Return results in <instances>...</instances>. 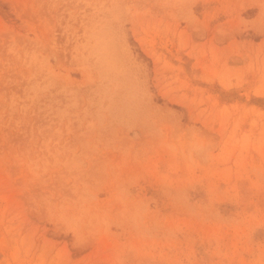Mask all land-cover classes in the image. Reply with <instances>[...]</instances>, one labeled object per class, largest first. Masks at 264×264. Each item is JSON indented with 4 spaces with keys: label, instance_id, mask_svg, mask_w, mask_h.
<instances>
[{
    "label": "rangeland",
    "instance_id": "obj_1",
    "mask_svg": "<svg viewBox=\"0 0 264 264\" xmlns=\"http://www.w3.org/2000/svg\"><path fill=\"white\" fill-rule=\"evenodd\" d=\"M0 264H264V0H0Z\"/></svg>",
    "mask_w": 264,
    "mask_h": 264
}]
</instances>
